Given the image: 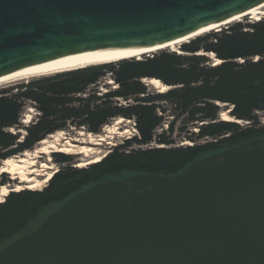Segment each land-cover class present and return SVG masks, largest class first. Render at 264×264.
Returning <instances> with one entry per match:
<instances>
[{
  "label": "water",
  "instance_id": "95a60500",
  "mask_svg": "<svg viewBox=\"0 0 264 264\" xmlns=\"http://www.w3.org/2000/svg\"><path fill=\"white\" fill-rule=\"evenodd\" d=\"M261 4L0 0V78L55 60L151 49ZM0 264H264V137L197 159L176 176L93 184L3 247Z\"/></svg>",
  "mask_w": 264,
  "mask_h": 264
},
{
  "label": "trees",
  "instance_id": "16d2710c",
  "mask_svg": "<svg viewBox=\"0 0 264 264\" xmlns=\"http://www.w3.org/2000/svg\"><path fill=\"white\" fill-rule=\"evenodd\" d=\"M242 21L183 42L181 52L165 48L0 88V166L71 126L100 134L123 117L136 129L100 162L84 168L74 166L69 154L53 153L60 167L46 187L11 191L0 201V250L33 231L25 232L45 206L63 204L93 184L125 172L176 176L197 159L263 136L264 16ZM210 53L221 62L212 63ZM106 74L117 87L101 92L97 85ZM151 78L169 89L152 91L144 81ZM28 102L38 111L37 119L23 126L25 134L11 131L21 126ZM223 106L230 107L236 120L220 119ZM164 122L168 128L157 133ZM180 122L197 130L181 127L190 145L172 146ZM7 183L9 179L0 181Z\"/></svg>",
  "mask_w": 264,
  "mask_h": 264
},
{
  "label": "bare ground",
  "instance_id": "6f19581e",
  "mask_svg": "<svg viewBox=\"0 0 264 264\" xmlns=\"http://www.w3.org/2000/svg\"><path fill=\"white\" fill-rule=\"evenodd\" d=\"M263 16L264 4H261L242 15L234 17L220 25L203 29L202 31L184 39L166 43L151 49L115 50L39 64L0 78V86L10 82L30 80L33 78L48 76L57 72L71 70L83 66L101 63L105 64L108 62H115L133 57L140 58L145 54H151L165 48L176 50L178 45H181L183 42H188L195 36L214 30H220L223 27H228L229 24H232L236 21H241L243 18L260 20ZM177 51L181 52L179 49ZM209 55L212 57L213 53H210ZM220 62L221 60L216 58L215 64ZM144 81L157 89L159 92H165L169 89L168 85L164 84L160 79L157 78L144 79ZM221 117L223 120H236L233 119V117L227 111H223L221 113ZM30 118L31 115H28V117H26L23 122L29 123ZM126 121L130 122V120H126L123 117H118L113 126L107 125L105 127L104 134L99 135L89 133L87 137H82L84 136V132H80L78 137H68L65 135L63 130H60L56 133L50 134L45 139L40 141L39 146H37L34 150H28L21 155L12 156L3 160L0 167V172L10 174L11 179L16 181V183L14 182L15 184L9 183L0 186V201H3L12 190H41L46 187L55 172V167L51 162L52 155L55 152L72 155L79 154L80 156L82 155V158L76 164V166L80 168L100 162L105 156H103L104 151L98 146H102V144L106 142V144L113 146V135H125L129 133L130 130L128 128L122 127V124ZM237 121L241 122L239 120ZM185 143H189V141H186ZM42 156L45 157V160L43 161L40 160Z\"/></svg>",
  "mask_w": 264,
  "mask_h": 264
},
{
  "label": "rangeland",
  "instance_id": "374dc122",
  "mask_svg": "<svg viewBox=\"0 0 264 264\" xmlns=\"http://www.w3.org/2000/svg\"><path fill=\"white\" fill-rule=\"evenodd\" d=\"M243 21V23H245V22H249V21H251V19H249V18H243L242 19ZM180 46L181 45H178L177 47H176V51L179 49V51H181V48H180ZM169 50H171V49H169ZM210 59H211V61H212V63H214V61H215V59L216 58H214V56H212V57H210ZM36 79V78H35ZM31 80V79H30ZM27 81H29V80H20V81H15V82H10V83H7V84H5V85H1L0 86V88H2V87H6V86H12V85H16V84H19V83H22V82H27ZM117 87V85H116V83L113 81V79H112V77L110 76V74H106V76L105 77H103V78H101V80L98 82V85H97V88H98V90H100L101 92H106V91H108V89H115ZM149 88L152 90V91H158L157 89H155L154 87H152L151 85H149ZM16 91V90H15ZM223 111H227V112H229L230 111V107L229 106H223L222 107V109H221V113L223 112ZM38 111L35 109V107H34V105H33V103H31V102H28V105H27V107L24 109V113H23V115H22V117H21V121H20V124H21V126H19V127H15V128H12L11 129V131H13V132H20L21 134H25V130H24V128H23V126H28L29 124H31L32 122H34L36 119H37V117H38V113H37ZM221 113H220V115H219V117H220V119H222V117H221ZM230 114V113H229ZM28 115H31V118H30V122L29 123H25V122H23L25 119H26V117H28ZM260 120H261V122H262V124H264V113H260ZM117 120V119H116ZM116 120H114V121H112L109 125H112L113 126V124L116 122ZM244 124V123H243ZM107 126V125H106ZM105 126V127H106ZM105 127L102 129V131H101V133L99 134V135H101V134H104L105 132H104V129H105ZM122 127H124V128H128L129 130H130V132L129 133H127V134H125V135H118V134H115V135H113L114 136V138H112V142L114 143V145L113 146H111V145H109V144H106V143H103V145L102 146H98V147H101V149L104 151V153L105 152H107V154H108V152H110L111 151V149L114 147V146H116V145H120L121 143H123V141L125 140V139H128V138H130V137H132V136H134L135 134H136V129H135V127H134V123L130 120V122H124L123 124H122ZM181 127H184L185 128V130H188V129H191V130H197V128L196 127H194L193 125H188V126H186V125H184V123H182V122H180L179 124H177L176 125V129H175V132L171 135V138L172 139H174V141H175V144L174 145H172V146H179V145H190V142L189 143H185L186 141H189V140H187L184 136H186L185 135V133H181ZM168 128V126H167V122H164V124H162V126L161 127H159L158 129H157V133H161L162 132V130H166ZM80 132H84V136H82V137H87L88 136V134L90 133V132H88L87 130H85L84 128H75V127H70L69 129H67V130H64V133H65V135L66 136H68V137H78L79 136V133ZM166 135H168V133H166ZM262 137H264V135L263 136H260V138H262ZM210 140V139H209ZM199 142H204V141H200L199 140ZM151 146H156L157 145V143H152V144H150ZM37 146H39V143L34 147V149L37 147ZM146 147V146H145ZM34 149H32V150H34ZM21 155V154H20ZM69 155H71V157H72V164L74 165V166H76V164H77V162L82 158V155L80 156L79 154H69ZM42 157H44V156H42ZM40 158V160H45V157L44 158ZM51 162L53 163V166L55 167V172L56 171H58V169H59V164L58 163H56V161H55V159H54V157H53V155H52V160H51ZM1 165H2V163H1ZM1 167V166H0ZM77 167V166H76ZM78 168H80V167H78ZM54 172V173H55ZM130 175H132V173L131 172H125V173H122L121 175H119L118 177H115V178H126V177H128V176H130ZM2 179H9L10 180V183H16V181H14L13 179H11V175L10 174H8V173H2V172H0V181L2 180ZM14 183V184H15ZM7 184H9V183H7ZM1 186V185H0ZM47 186V185H46ZM42 190V189H41ZM15 192H17V191H15ZM7 197V196H6ZM5 197V198H6ZM5 198H4V200H5ZM3 200V201H4ZM62 204L61 203H53V204H49V205H47V206H45L44 207V209L40 212V214H38L37 216H36V218L34 219V221H32L31 222V224L26 228V230H25V232H27V231H31V230H33V229H35L49 214H51L52 212H54L56 209H58L60 206H61Z\"/></svg>",
  "mask_w": 264,
  "mask_h": 264
}]
</instances>
